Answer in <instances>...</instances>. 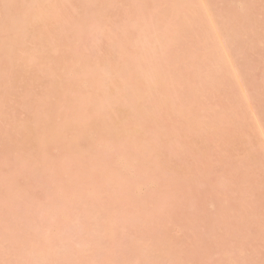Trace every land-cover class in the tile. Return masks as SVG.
Listing matches in <instances>:
<instances>
[{
  "label": "rangeland",
  "instance_id": "obj_1",
  "mask_svg": "<svg viewBox=\"0 0 264 264\" xmlns=\"http://www.w3.org/2000/svg\"><path fill=\"white\" fill-rule=\"evenodd\" d=\"M190 1L0 0L18 20L44 8L0 53L23 70L0 103V264H264V0H197L186 27ZM110 91L113 131L62 147ZM133 91L145 115L113 122ZM38 116L40 153L20 136Z\"/></svg>",
  "mask_w": 264,
  "mask_h": 264
},
{
  "label": "bare ground",
  "instance_id": "obj_2",
  "mask_svg": "<svg viewBox=\"0 0 264 264\" xmlns=\"http://www.w3.org/2000/svg\"><path fill=\"white\" fill-rule=\"evenodd\" d=\"M195 1H197V0H195ZM195 1L194 2L190 1L188 11L186 13H183V16H186L185 18L187 20L186 27H190V21L193 18L197 17V14H196L197 11H195L194 8L196 6H198V4H196ZM6 7H8V5L5 3L4 7L2 8V6H1V8H0V53L4 51L8 55H11V54H16L18 52V47L21 44L27 42L34 33H36V32L42 33L41 32L42 18L39 16L36 17V14L37 13L42 14L44 12V8H42V7L39 8L38 9L39 11H37V12L27 11L23 14V16L20 18V20H18L16 15L12 14L9 11V8H6ZM4 8H6V10ZM4 10H5V13L3 12ZM52 11H53V9H49L45 12L46 13L50 12V14H51ZM1 14H3V15H1ZM18 21H19V25L16 26L15 24ZM56 28H60V26L57 25ZM142 30L144 32V34H143L144 38L147 39V37L145 36L146 31H144V29H142ZM231 32H234V31L232 30ZM75 33H78V31H76ZM119 35H121V33H119ZM74 36L75 35L72 34L71 38H74ZM37 40H39V42H37ZM42 41L47 42L46 44H48V47H49L51 45V42H50L51 36H49V35L45 36L43 34H40L39 37L36 36L29 42L32 44V49L36 50L38 47H41L42 51H44L45 47L43 46ZM141 43H143V41ZM227 55H228V53H227ZM105 56L108 57V55H105ZM83 57H85V56H83ZM17 60H15V62L11 63L10 65H7L6 63H4L3 60L0 62V103H2L4 101L5 97L14 94L17 91V88H16L17 83H19L20 76L22 75V72H23L22 68H20L19 65H18V67H15V64H18ZM47 60H49V59H47ZM45 63L48 64V61H45ZM5 71H8L9 73H6ZM111 71L114 75L118 74L116 72V70L111 69ZM85 72H87V69ZM88 73H90V70H88ZM139 77H142L145 80L149 79V75L146 74L145 71H139L138 75L132 79L133 87H135V85H137ZM158 79L161 83L162 90L164 91L163 100H164V102H168V99L166 97V95H167L166 94L167 93L166 92L167 84L165 83V77L161 73L159 75ZM109 84H111L112 86H115L114 80H111ZM143 93H146V92L133 91V94L130 93L131 95H122V98L124 99V102H123L124 106L119 105L118 108L114 112H113V109L110 108L111 111H109L108 117H111L113 119L112 121L116 122L118 120L117 115H121V114L126 115V117L130 113H138V114H141L142 116L145 115V111L141 109V105H142L141 99L143 98ZM112 95H113L112 91L104 92L103 94L98 95L93 100L94 103H90L91 109L93 112H95L94 114H96V115L90 119L88 116H86V117H88V119L84 123L78 121V124L68 132V135H66L67 136L66 138H68V140H69L68 145H65L62 147H67V146H71V145L73 146L75 144H78V142L79 143L83 142V140L85 139V137L87 136V134L89 132L88 131L89 125H91V131L95 134H97L99 132L103 133L106 128H109V132L113 131L112 128L108 127V126H110V124H108V125L106 124L105 118L101 114V111H102L101 108L102 107H100V103L103 100L108 99V97H110ZM133 97H136V99H138V101H140V102L132 101ZM164 102L162 101V104H165ZM152 119H154V118H151L150 120H152ZM132 122L135 124L133 129L138 130L140 125H141L140 124L141 121L139 122L138 120L133 119ZM199 123L200 124H198V127L200 129H202L203 132H205L208 125L206 124L205 121H201ZM46 127H48V118L45 119L44 117L38 116V117H36V124L35 125L25 127L24 131L21 132V134H20L21 139L25 142L27 141L28 143L32 144V147H34L36 149V151L38 153H40L42 151L41 146L46 144V140L39 137L38 131L42 130V129H46ZM64 134H65L64 130H59V131H56L53 134V136L58 139V138L63 137ZM147 140H149V138ZM54 146H56V145H53L52 147H54ZM59 150H60V148H59ZM56 151L59 152L57 148H56ZM129 152L131 154H135L136 150L133 149L131 151H126L125 153H129ZM123 158H124V155H122L120 157V159H123ZM180 170H182V168L180 166H177V165L173 168V171L179 172ZM105 173H110V172L106 171V172H104V174ZM112 219H114V218H112ZM112 222H113V220H112ZM38 228H39V226L37 228L35 226L34 231H35V229L37 231ZM83 229L85 230V228H83ZM36 234H38V233H36ZM60 244L62 245L63 243L60 242ZM63 245L66 246L65 244H63ZM64 246H62V247H64ZM153 246H156V245H153ZM64 256H66V254H64ZM64 256H62V258ZM39 258H40V256H39ZM172 262H173V258H172ZM63 263H64V261H63Z\"/></svg>",
  "mask_w": 264,
  "mask_h": 264
}]
</instances>
